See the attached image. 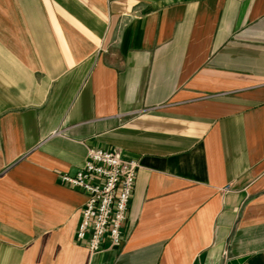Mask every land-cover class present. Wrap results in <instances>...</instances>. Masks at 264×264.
I'll use <instances>...</instances> for the list:
<instances>
[{
  "label": "crops",
  "instance_id": "obj_1",
  "mask_svg": "<svg viewBox=\"0 0 264 264\" xmlns=\"http://www.w3.org/2000/svg\"><path fill=\"white\" fill-rule=\"evenodd\" d=\"M139 164L124 239L61 181ZM264 264V0H0V264Z\"/></svg>",
  "mask_w": 264,
  "mask_h": 264
},
{
  "label": "built area",
  "instance_id": "obj_2",
  "mask_svg": "<svg viewBox=\"0 0 264 264\" xmlns=\"http://www.w3.org/2000/svg\"><path fill=\"white\" fill-rule=\"evenodd\" d=\"M139 164L124 159L118 151L89 148L85 165L75 174H61L63 184L87 196L77 238L93 253L106 241L117 246L124 239Z\"/></svg>",
  "mask_w": 264,
  "mask_h": 264
},
{
  "label": "water",
  "instance_id": "obj_3",
  "mask_svg": "<svg viewBox=\"0 0 264 264\" xmlns=\"http://www.w3.org/2000/svg\"><path fill=\"white\" fill-rule=\"evenodd\" d=\"M244 260H245V258H240V259L232 260V261L228 262L227 264H241L244 262Z\"/></svg>",
  "mask_w": 264,
  "mask_h": 264
}]
</instances>
